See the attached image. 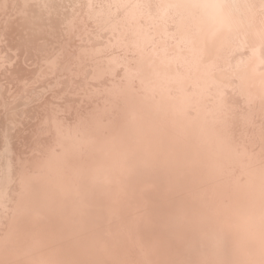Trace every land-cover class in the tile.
<instances>
[{"label": "bare ground", "instance_id": "6f19581e", "mask_svg": "<svg viewBox=\"0 0 264 264\" xmlns=\"http://www.w3.org/2000/svg\"><path fill=\"white\" fill-rule=\"evenodd\" d=\"M0 27V264H264V0H0Z\"/></svg>", "mask_w": 264, "mask_h": 264}, {"label": "rangeland", "instance_id": "374dc122", "mask_svg": "<svg viewBox=\"0 0 264 264\" xmlns=\"http://www.w3.org/2000/svg\"><path fill=\"white\" fill-rule=\"evenodd\" d=\"M68 23H69V22H68ZM68 23H66V25H65L66 28H65L64 31H63L64 34H65V31L68 29L67 32H68V33L70 32L71 35H74V31L76 30L75 27H77L78 31H77V30L75 31V32H76L75 35L77 36V42L81 41V42H79V43H84V36H85V34L87 33L86 27H84V28L82 29L83 25L80 24V22H78L79 25H76L75 27L72 26L73 24H70V23H69V24H70V25H69L70 28H69V26L67 25ZM71 23H72V22H71ZM78 23H76V24H78ZM74 25H75V24H74ZM80 25H82L81 28H80ZM84 26H85V25H84ZM67 27H68V28H67ZM72 27H73V28H72ZM69 29H70V31H69ZM84 29H85V30H84ZM83 30H84V31H83ZM71 31H72V33H71ZM80 31H81V34L78 35L77 33H78V32L80 33ZM67 32H66V34H68ZM82 32H83V33H82ZM0 33H1L2 35H4V32H3V30L1 29V27H0ZM66 34H65V35H66ZM75 35H74V36H75ZM78 36H79V37H78ZM79 38H80L81 40H79ZM82 38H83V40H82ZM80 49L82 50V48H80ZM75 56L78 58V60H77V58H76V60L74 59V60L72 61L73 58H72V56H71V57H70L71 60L69 59V60L66 62V65H64V66L66 67V69H65V67L62 66L64 69L62 68L61 71H60V73H62L63 70H64L65 72H66V70H68L67 72H71V70L73 69L74 65L77 64V63L79 62V59L81 58L80 56H78V54H77V55L75 54ZM46 59H47V60H46V61L44 60L43 62H47V63H45L43 66H46V67L49 68V67H51V66L53 65V66H52L53 68H52V67L49 68V69H51V71L49 70V73H50V79H49V77H48L47 75H46V77H48L49 80H54V75H55V74H54V69H55V71H58V70H57V66H55V65H56V61H55L56 58H55V56L49 54V56H47ZM48 59H49L50 62H48ZM110 60H111V59H110ZM110 60H109V64H110V65H108V66H111L112 63L115 64V62H116V64L118 65V61H116L115 58H114L112 61H110ZM69 61H70V62H69ZM67 63H68V64H67ZM47 64H48V65H47ZM50 64H51V65H50ZM116 64H115L114 66H113V65H112V66H113V67L116 66V68L119 67V66H117ZM69 65H70V67H69ZM106 65H107V64H106ZM131 65H132V64H131ZM54 66H55V68H54ZM132 66H134V65H132ZM0 67H1V69H2V66H1V65H0ZM134 67H135V66H134ZM52 69H53V70H52ZM140 69H141V68H140ZM51 72H52V73H51ZM66 75H67V73H64V74H62V77L64 78V77H66ZM44 76H45V75H44ZM55 76H56V77H59L58 75H55ZM60 76H61V75H60ZM46 77H44V78H46ZM48 79H44V80H48ZM55 80H57V79H55ZM3 213L6 214L7 212H6V211H3ZM94 221H95V220H94ZM18 224H19V223H18ZM18 224H17V225H18Z\"/></svg>", "mask_w": 264, "mask_h": 264}]
</instances>
